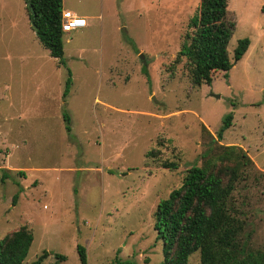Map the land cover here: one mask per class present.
Wrapping results in <instances>:
<instances>
[{
	"label": "rangeland",
	"instance_id": "rangeland-1",
	"mask_svg": "<svg viewBox=\"0 0 264 264\" xmlns=\"http://www.w3.org/2000/svg\"><path fill=\"white\" fill-rule=\"evenodd\" d=\"M200 1L65 0L88 26L64 33L61 67L37 38L27 1L0 0V240L32 231L23 264L45 251L42 264H81L78 246L88 264H163L157 206L193 165L228 176L223 145L252 161L228 205L242 240L264 252V0H229L234 66L197 87L186 61L173 66ZM243 39L251 44L236 62ZM230 114L232 127L213 142ZM189 264H201L200 252Z\"/></svg>",
	"mask_w": 264,
	"mask_h": 264
},
{
	"label": "trees",
	"instance_id": "trees-1",
	"mask_svg": "<svg viewBox=\"0 0 264 264\" xmlns=\"http://www.w3.org/2000/svg\"><path fill=\"white\" fill-rule=\"evenodd\" d=\"M229 0H201L194 16L189 20L181 50L174 61V68L186 61V67L194 86L211 84L214 74L222 72L228 77L234 63L229 54V44L234 35L236 21L229 17ZM64 0H30L29 15L37 38L59 66L66 67L63 30ZM250 40L239 41L234 60L239 62L250 47ZM149 77L147 67L143 69ZM64 90V98L71 91L72 77ZM69 135L71 118L64 113ZM233 115H228L213 142H222L224 133L232 127ZM224 157L233 162L228 165V176L223 171L193 165L180 188L168 199L162 200L155 214V230L163 243V264H189L191 256L200 252L201 264H264V252L252 251L242 240L243 222L232 213L229 199L239 179L242 166L252 162L246 151L237 146H222ZM151 153L147 154V157ZM165 169L178 170L174 162L163 163ZM229 177L226 182L225 177ZM7 178V177H5ZM19 199L14 196L13 203ZM35 237L28 227L7 235L0 240V264H23L33 246ZM81 264H88L87 251L78 246ZM51 254L45 251L32 264H42ZM66 261L62 255H55ZM114 264H130L116 261Z\"/></svg>",
	"mask_w": 264,
	"mask_h": 264
},
{
	"label": "built area",
	"instance_id": "built-area-1",
	"mask_svg": "<svg viewBox=\"0 0 264 264\" xmlns=\"http://www.w3.org/2000/svg\"><path fill=\"white\" fill-rule=\"evenodd\" d=\"M86 20L79 18L70 12L63 13V30L65 32H72L79 28L86 26Z\"/></svg>",
	"mask_w": 264,
	"mask_h": 264
},
{
	"label": "crops",
	"instance_id": "crops-1",
	"mask_svg": "<svg viewBox=\"0 0 264 264\" xmlns=\"http://www.w3.org/2000/svg\"><path fill=\"white\" fill-rule=\"evenodd\" d=\"M64 1H65V0H64ZM64 12H70V13L76 15V16L79 17V18H83V19H85V20H86V23H87L85 27L88 26V21H87L86 17L80 16L78 13H76V12H74V11H72V10H65V6H64ZM85 27H83V28H85ZM83 28H79V29H83ZM77 30H78V29H77ZM75 31H76V30H75Z\"/></svg>",
	"mask_w": 264,
	"mask_h": 264
},
{
	"label": "water",
	"instance_id": "water-1",
	"mask_svg": "<svg viewBox=\"0 0 264 264\" xmlns=\"http://www.w3.org/2000/svg\"><path fill=\"white\" fill-rule=\"evenodd\" d=\"M27 1V3L29 4V2H30V0H26ZM217 98H220L219 96H216Z\"/></svg>",
	"mask_w": 264,
	"mask_h": 264
}]
</instances>
